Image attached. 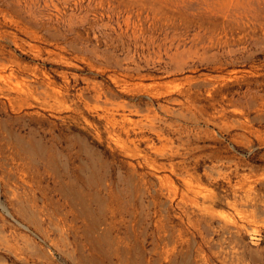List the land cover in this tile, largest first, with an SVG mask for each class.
I'll list each match as a JSON object with an SVG mask.
<instances>
[{
	"label": "rangeland",
	"instance_id": "obj_1",
	"mask_svg": "<svg viewBox=\"0 0 264 264\" xmlns=\"http://www.w3.org/2000/svg\"><path fill=\"white\" fill-rule=\"evenodd\" d=\"M256 149L264 0H0V264H264Z\"/></svg>",
	"mask_w": 264,
	"mask_h": 264
},
{
	"label": "trees",
	"instance_id": "obj_2",
	"mask_svg": "<svg viewBox=\"0 0 264 264\" xmlns=\"http://www.w3.org/2000/svg\"><path fill=\"white\" fill-rule=\"evenodd\" d=\"M260 151H261V150L256 149L254 152L251 153V155L249 156V158H250L252 161L256 162V163L264 164V162H262V160H259V159L257 158V156H256ZM246 153H248V150H246ZM254 153H255L256 155H253ZM218 189H219V191H220L221 193H224V192L222 191V187H221V186H220V188H218Z\"/></svg>",
	"mask_w": 264,
	"mask_h": 264
}]
</instances>
